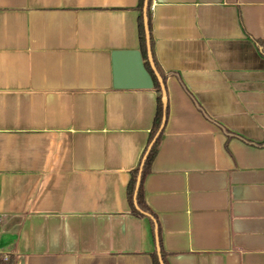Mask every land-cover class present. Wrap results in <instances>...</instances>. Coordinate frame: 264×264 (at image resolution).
Masks as SVG:
<instances>
[{"label":"crops","instance_id":"crops-1","mask_svg":"<svg viewBox=\"0 0 264 264\" xmlns=\"http://www.w3.org/2000/svg\"><path fill=\"white\" fill-rule=\"evenodd\" d=\"M137 5L0 0L2 262L152 264L156 236L164 264H264V0H150L153 230L127 187L161 92L112 74L140 51Z\"/></svg>","mask_w":264,"mask_h":264},{"label":"water","instance_id":"water-1","mask_svg":"<svg viewBox=\"0 0 264 264\" xmlns=\"http://www.w3.org/2000/svg\"><path fill=\"white\" fill-rule=\"evenodd\" d=\"M148 3L149 0H144L143 2V8H142L143 28H144L145 47H146L148 62L153 65L152 57L150 54V39H149V29L147 24ZM112 74H113V88L115 89H151L153 87L152 78L150 74L147 72L146 68L144 67L141 53L138 50L116 51L112 53ZM157 79L161 90L163 118L158 131L156 132L151 143L149 144L148 149L154 144L155 140L162 132L165 121L164 111L166 108V92L161 78L157 77ZM145 157L146 155L143 158L135 183V189L133 193V203L135 207H136L137 191L140 184V176H141L142 166ZM155 239H156V254H157L158 262L159 264H164L160 256V250L158 247L156 236Z\"/></svg>","mask_w":264,"mask_h":264},{"label":"trees","instance_id":"trees-1","mask_svg":"<svg viewBox=\"0 0 264 264\" xmlns=\"http://www.w3.org/2000/svg\"><path fill=\"white\" fill-rule=\"evenodd\" d=\"M143 2L144 0H138V5H137V11H138V39H139V46H140V51H141V55L142 57L145 58L146 56V47H145V35H144V28H143V15H142V8H143ZM149 4H150V0L148 3V9H147V24H148V29H149ZM146 66L147 63H146ZM152 79L154 81V87L158 92H161L160 90V86L158 84V82L155 80V77L152 76ZM164 115H165V119L167 116V107L165 108L164 111ZM162 118H163V106L161 103V96H158L157 98V110H156V115L153 121V125L152 128L150 130V134H149V139H148V145L146 146L144 153L140 159V162L138 164V166L131 171L130 173V179H129V183H128V187H127V197H128V201L130 204V208L132 213L135 216L138 217H148L150 220V224L152 226V230L154 229V222L156 221V217L155 215L151 212V210L147 207V205L144 202L143 199V191H142V184H143V180L145 178V176L147 175V173L149 172L150 169V165L152 160L154 159V157L156 156L158 147H159V143H160V139H161V135L162 132L160 133V135L157 137V139L155 140L154 144L148 149L149 144L151 143L152 139L154 138L156 132L158 131L161 122H162ZM229 138V135H228ZM145 160L143 162V166H142V171H141V176H140V184L138 187V191H137V197H136V207L133 203V193H134V189H135V183H136V179L138 176V172L140 169V166L142 164L143 158L144 156ZM159 248H160V256L161 259L164 263V253L160 247L159 244ZM151 258H152V264H159L158 262V258L155 252H153L151 254ZM0 264H5L2 262V259L0 260ZM7 264H9V260L7 262Z\"/></svg>","mask_w":264,"mask_h":264},{"label":"built area","instance_id":"built-area-1","mask_svg":"<svg viewBox=\"0 0 264 264\" xmlns=\"http://www.w3.org/2000/svg\"><path fill=\"white\" fill-rule=\"evenodd\" d=\"M151 10H152V7H151ZM3 262H4L5 264H7V262H8V258H7V257H4V258H3Z\"/></svg>","mask_w":264,"mask_h":264}]
</instances>
